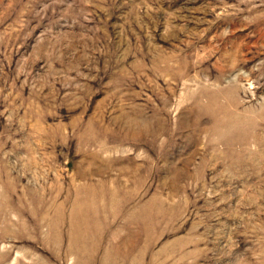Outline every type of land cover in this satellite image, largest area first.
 Returning a JSON list of instances; mask_svg holds the SVG:
<instances>
[{
	"label": "rangeland",
	"instance_id": "obj_1",
	"mask_svg": "<svg viewBox=\"0 0 264 264\" xmlns=\"http://www.w3.org/2000/svg\"><path fill=\"white\" fill-rule=\"evenodd\" d=\"M0 264H264V0H0Z\"/></svg>",
	"mask_w": 264,
	"mask_h": 264
}]
</instances>
